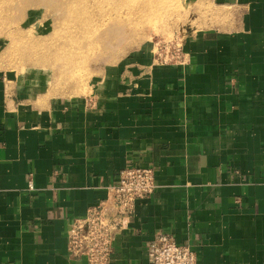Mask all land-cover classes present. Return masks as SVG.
I'll return each instance as SVG.
<instances>
[{
	"label": "crops",
	"instance_id": "obj_1",
	"mask_svg": "<svg viewBox=\"0 0 264 264\" xmlns=\"http://www.w3.org/2000/svg\"><path fill=\"white\" fill-rule=\"evenodd\" d=\"M187 1L182 64L131 55L94 95L46 103L0 83V264H88L70 222L129 163L154 167L157 188L109 264H150L163 233L198 264H264V0Z\"/></svg>",
	"mask_w": 264,
	"mask_h": 264
},
{
	"label": "rangeland",
	"instance_id": "obj_2",
	"mask_svg": "<svg viewBox=\"0 0 264 264\" xmlns=\"http://www.w3.org/2000/svg\"><path fill=\"white\" fill-rule=\"evenodd\" d=\"M0 15V83L46 103L94 95L102 70L131 55L156 59L194 13L187 0H0Z\"/></svg>",
	"mask_w": 264,
	"mask_h": 264
},
{
	"label": "built area",
	"instance_id": "obj_3",
	"mask_svg": "<svg viewBox=\"0 0 264 264\" xmlns=\"http://www.w3.org/2000/svg\"><path fill=\"white\" fill-rule=\"evenodd\" d=\"M154 61L159 65L184 63L182 43L164 42L159 45ZM156 171L152 166L129 163L119 173L111 187L107 201L75 216L68 227V251L73 257H82L88 264H109L116 233L134 212L136 202L155 192ZM110 203L113 205L110 208ZM150 264H198L196 251L188 244H180L169 233L158 235L149 242Z\"/></svg>",
	"mask_w": 264,
	"mask_h": 264
},
{
	"label": "bare ground",
	"instance_id": "obj_4",
	"mask_svg": "<svg viewBox=\"0 0 264 264\" xmlns=\"http://www.w3.org/2000/svg\"><path fill=\"white\" fill-rule=\"evenodd\" d=\"M104 1H106V0H104ZM2 4H3V3H2ZM4 5H5V4H3V7L6 6V5H5V6H4ZM1 9H2V8H1ZM3 17H4L3 15H0V22H2V23H3L4 19H5V18H3Z\"/></svg>",
	"mask_w": 264,
	"mask_h": 264
}]
</instances>
